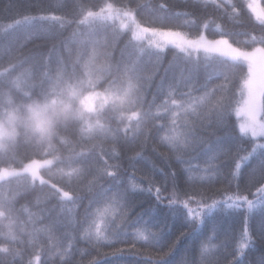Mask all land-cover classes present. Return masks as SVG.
Returning <instances> with one entry per match:
<instances>
[{
	"label": "snow or ice",
	"instance_id": "snow-or-ice-1",
	"mask_svg": "<svg viewBox=\"0 0 264 264\" xmlns=\"http://www.w3.org/2000/svg\"><path fill=\"white\" fill-rule=\"evenodd\" d=\"M184 2L187 10L168 15L166 3L154 6L147 0L146 13L152 18L151 25L137 24L136 31L125 41L124 70L137 72L138 80L146 81L149 90L160 74L167 51L174 50L165 76L156 82L146 113L151 126L143 128L138 124L131 136L126 132L125 139L132 141L131 150L122 154L115 147L114 162L105 161L103 166L95 168L76 190L61 188L50 192L43 201L36 199L33 204L39 211L29 213L34 217V228L28 255L22 247H2L0 264L17 261L19 264H115L122 249L103 254L110 255L111 260L86 261L84 257L93 250L100 255V249L114 248L128 239L133 244L142 242L159 250L167 246L168 252L163 256H168L174 254L181 240L190 237L194 239L175 264H264V252L246 260L257 242L264 245V62H260L258 75L257 61L253 59L255 53H264V15L253 10L260 32L257 34L255 28L245 31L247 39L241 46L234 34L224 31L213 18L215 12H220L221 18L242 25L243 10L235 3L225 8L218 0ZM62 6V0H55L47 6L37 3L21 9L15 0H9L6 10H15L18 16L33 9L42 14L23 15L7 28L15 32L22 25L40 27L23 40L4 31L0 36V52L11 51L13 47L23 49L40 39V33L50 37L53 28L62 29L64 14L57 11ZM144 7V3H138L124 15L135 17ZM179 15L190 19L176 24L172 17ZM212 23L221 29L218 39L206 36L205 30ZM120 27L125 28L126 22L122 21ZM184 28H196L195 38H190L191 31ZM147 37L150 39L145 42ZM201 49L213 54L224 52L220 57L232 65L231 76L215 69L209 72V63L202 66L198 56L193 60L191 53ZM145 56L147 67L138 70ZM178 60L188 67L181 66L180 76L173 74L166 79L168 70ZM202 67L205 78L201 83ZM213 79L220 82L211 84ZM233 113L241 121L238 125L231 123ZM153 130L156 135L150 144ZM122 159L127 162L126 167ZM217 181H227L229 187L236 182L234 192L225 189L227 194L222 201L211 199L204 191L205 185ZM34 188L35 185L30 186L21 195ZM81 193L89 196L82 215L79 214L84 199ZM50 201H55L50 208H40L41 203ZM227 209L233 210L228 215H239L243 209V232L238 235L231 225L217 221L208 229L209 235L198 239L208 221L215 219L214 210ZM257 215L260 219L253 228ZM178 220L187 231L180 232L171 245H166L165 237L172 233ZM221 235L223 238L219 239ZM214 239L218 242L212 243ZM81 243L87 247L81 248ZM155 264L169 262L161 258Z\"/></svg>",
	"mask_w": 264,
	"mask_h": 264
},
{
	"label": "trees",
	"instance_id": "trees-1",
	"mask_svg": "<svg viewBox=\"0 0 264 264\" xmlns=\"http://www.w3.org/2000/svg\"><path fill=\"white\" fill-rule=\"evenodd\" d=\"M15 2L23 9L29 4L37 3L47 6L55 0H15ZM62 2L63 6L57 9L64 14L61 21L62 29L53 28L50 37L40 33V39L26 44L23 49L13 47L11 51L0 52V112L16 107L21 109V106L61 92L69 84L77 86L82 91L102 90L113 94L114 98L103 109L88 116L77 118L69 115L57 124L54 134L47 139L19 125L16 137L0 150V169L21 167L33 159H51L50 164L40 167V179L21 173L0 180V248L22 247L25 255L29 253V242L34 228L32 224L34 217L29 213L39 211L33 202L36 199L43 201L50 192L61 188L68 191L76 190L91 177L95 168L103 166L105 161L114 162L112 152L115 147H119L122 154H127L131 150L132 141L125 139L126 132L128 136H131L132 130L138 124L143 128L151 126V122L146 119V113L156 89V82L161 76H165V68H168L174 52V50L167 51L160 74L156 76L149 90L146 81L138 80L137 72L124 70L127 60L125 41L132 34V24L127 22L124 13L134 9L138 3H144L145 7L140 8L134 18L138 24L151 25L152 18L146 13L147 0H62ZM218 2L225 8H228L230 3H235L239 9L243 10L242 25L221 18L220 12H215L213 17L224 31L234 34L233 38L238 40L241 46L247 39L245 31L255 28L256 33L259 34V22L248 8L246 0H218ZM162 3L168 5V15L187 10L184 0H151L154 6ZM8 4L9 0H0V36L4 31H8L13 38L23 40L29 33L40 27V25L34 27L22 25L12 32V29L6 26L21 20L23 15L38 16L42 13L33 9L31 12L22 11L18 16L15 10H6ZM261 4L264 7V0H261ZM209 11L212 9L210 8ZM188 19L190 17L184 15L172 17L176 24H181ZM122 21L127 24L125 28L120 27ZM183 30L191 31V37H195L198 31L196 28ZM205 31L207 38L215 39L219 38L221 29L212 23ZM117 36L120 37L119 40L116 39ZM197 56L202 66L204 63H209V72L215 69L231 76L232 65L222 61L221 55L202 50L191 53L193 60ZM147 60L148 57L145 56L138 65V70L141 67H147ZM181 66L188 67L183 65L182 60H178L168 70L165 78H170L173 74L180 76ZM244 71L246 72V67ZM187 75L188 72L185 71L184 77ZM199 78L202 83L205 78L203 67ZM219 82L220 80L213 79L211 84ZM85 119L88 121L87 124ZM231 123L238 125V118L234 113ZM222 134L219 133V135ZM155 135L156 132L153 130L150 144L155 139ZM140 139H143L142 135ZM246 146L251 149V144ZM122 162L126 167L127 162L123 159ZM89 165L92 167L89 168ZM235 183L234 181L229 187L227 181H217L214 184L205 185L204 191L211 199L222 201L227 192L235 191ZM32 185H35L34 190L27 195H21ZM241 185L243 186L242 181ZM81 195L84 199L79 208L80 215L83 214L84 205L89 199L87 193H81ZM211 199L208 200L209 203ZM249 199H252L251 195ZM53 203L55 201L41 203L40 208H50ZM232 211L231 209L224 212L214 210L212 215L215 219L208 221L204 234L198 239L209 235L208 229L217 221L231 225L237 230L238 235L242 233L243 209L240 210L239 215H228ZM259 219L257 215L252 222L253 228L256 227ZM182 231L187 229L181 227V222L178 220L172 233L165 237L166 245H171ZM222 238L221 235L219 239ZM192 239L194 237L181 240L174 254L168 256H163V253L168 252L167 246L159 250L149 248L142 242L133 244L132 240L128 239L127 243L117 244L114 248L100 249V255L93 250L91 255L84 259L86 261L93 258L111 260L110 255L103 254L122 249L118 253L120 259L115 264H155L161 258L169 264H175L185 247L191 244ZM217 242L216 239L212 240V243ZM80 247H87V245L81 243ZM261 252H264V245L257 242L255 250L249 253L246 260L255 259ZM77 258H79L78 254ZM16 264H19V261Z\"/></svg>",
	"mask_w": 264,
	"mask_h": 264
},
{
	"label": "rangeland",
	"instance_id": "rangeland-1",
	"mask_svg": "<svg viewBox=\"0 0 264 264\" xmlns=\"http://www.w3.org/2000/svg\"><path fill=\"white\" fill-rule=\"evenodd\" d=\"M246 1H247L248 8H249V5H251V9L250 8L249 9L252 12V14H253V10H254L256 14L264 15V7L261 4V0H246ZM125 17H126L127 22L130 23V25L132 24V33H133L134 31H136V27H137L138 23L135 21L134 17H132V18H129L127 16H125ZM254 17H255V15H254ZM190 38H195V37H190ZM147 39H150V37H147L145 42H147ZM208 39H210V38H208ZM215 39H218V38H215ZM200 43H204V41H200ZM201 50L204 51L203 49H201ZM217 54L222 56L225 53L221 52V53H217ZM253 59L255 61H257V73L259 75V73L261 71L260 62H264V53H260V52L255 53L253 55ZM84 98H88L90 100L91 107L86 109L82 113L81 117L82 116H88L92 113L97 112L98 110L103 109L106 105H108L113 100L114 96H113V94L102 91V90H94V91L88 92V91H82V90L78 89V95L72 100L73 110H79L80 102ZM30 104L31 103L26 104L24 106H21V109H19L20 107H16L14 109H5V110H2L0 112V122L5 121L9 117H15V120H14L15 133L13 135H10V136H5L2 134V132H0V150L4 149L6 147L7 142H9L10 140H12L16 137L15 135L17 134V128L19 127V125L25 126L27 128L24 117L27 113V106ZM239 122H241V121L238 120V123ZM42 138L47 139V137H42ZM50 163H51V159H33L21 167H4V168H1L0 169V180L7 178L11 175L21 174V173H27V174L32 175L33 177L40 179L41 178L39 175L40 167L48 165Z\"/></svg>",
	"mask_w": 264,
	"mask_h": 264
},
{
	"label": "clouds",
	"instance_id": "clouds-1",
	"mask_svg": "<svg viewBox=\"0 0 264 264\" xmlns=\"http://www.w3.org/2000/svg\"><path fill=\"white\" fill-rule=\"evenodd\" d=\"M77 95V86L69 84L62 92L33 101L27 106V113L24 117L27 129L40 137L50 138L60 121L68 118L69 115L79 118L86 109L91 107L90 100L84 98L80 102L79 110H73L72 100ZM14 120L15 117H9L0 122V132L3 135L10 136L15 133ZM87 123L85 119V124Z\"/></svg>",
	"mask_w": 264,
	"mask_h": 264
}]
</instances>
